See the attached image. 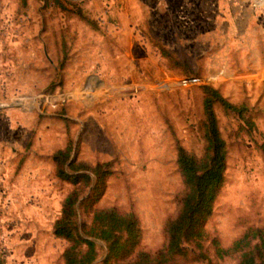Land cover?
<instances>
[{"label": "rangeland", "instance_id": "rangeland-1", "mask_svg": "<svg viewBox=\"0 0 264 264\" xmlns=\"http://www.w3.org/2000/svg\"><path fill=\"white\" fill-rule=\"evenodd\" d=\"M227 145L225 182L205 225L228 246L264 227V10L229 0H0V251L7 264H63L52 233L71 185L52 155L112 174L97 207L133 211L154 251L182 188L176 145L202 151V85ZM89 190L81 199L88 195ZM80 199V200H81ZM80 222L89 215L78 208ZM100 264L104 243L95 240ZM206 257L187 264H235ZM192 257V253L190 254Z\"/></svg>", "mask_w": 264, "mask_h": 264}, {"label": "trees", "instance_id": "trees-1", "mask_svg": "<svg viewBox=\"0 0 264 264\" xmlns=\"http://www.w3.org/2000/svg\"><path fill=\"white\" fill-rule=\"evenodd\" d=\"M202 93L203 115L198 124L202 151L195 154L176 145V165L182 188L175 198V212L165 219L164 241L154 251L140 248L142 232L133 211L96 206L112 174L107 162H96L93 166L77 162L72 157L71 141L52 155L56 177L72 186L52 225L53 235L66 241L63 264L94 262L99 256L95 240L102 241L105 246L100 264H187L205 259L206 244L218 259L234 258L235 264H264V227H248L228 246H223L217 237L208 236L205 230L224 185L227 164V145L219 131L214 107L219 105L251 122L244 116L245 105L229 102L207 84L202 85ZM260 149L264 158V143ZM86 190H89L88 195L81 199ZM81 206L87 210L88 222L78 219ZM0 264H7L1 251Z\"/></svg>", "mask_w": 264, "mask_h": 264}, {"label": "built area", "instance_id": "built-area-1", "mask_svg": "<svg viewBox=\"0 0 264 264\" xmlns=\"http://www.w3.org/2000/svg\"><path fill=\"white\" fill-rule=\"evenodd\" d=\"M233 3H239L249 6L250 9L258 11L264 10V0H229Z\"/></svg>", "mask_w": 264, "mask_h": 264}]
</instances>
